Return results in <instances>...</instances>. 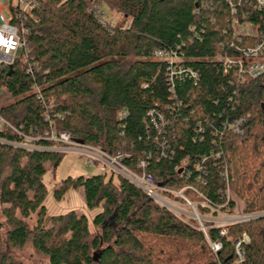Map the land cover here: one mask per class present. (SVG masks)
I'll list each match as a JSON object with an SVG mask.
<instances>
[{
  "label": "trees",
  "instance_id": "obj_1",
  "mask_svg": "<svg viewBox=\"0 0 264 264\" xmlns=\"http://www.w3.org/2000/svg\"><path fill=\"white\" fill-rule=\"evenodd\" d=\"M93 3L116 11L117 21L101 23ZM242 11L264 29V12L253 0H40L13 20L27 30L29 55L21 51L12 68L0 66V114L18 130L44 136L48 113L57 130L122 152L129 167L170 188L193 186L222 206L228 185V211L240 200L242 212H264V74L242 79L216 60L238 53L234 19L245 22ZM255 43L253 35L244 38L243 44ZM156 50L198 77L172 75L177 62L155 57ZM239 118L242 133L226 127ZM21 140L8 128L0 131V246L30 244L48 264H215L200 229L125 178L115 182L114 173L69 176L55 190L61 199L82 187L86 206L101 209L92 219L100 232L92 233L87 215L75 211L51 216L46 226L42 176L66 152L45 138L34 149ZM220 232L208 229L223 245L221 260H235L233 243L246 233L250 242L239 264H264V216ZM0 264L22 263L7 251Z\"/></svg>",
  "mask_w": 264,
  "mask_h": 264
},
{
  "label": "built area",
  "instance_id": "obj_2",
  "mask_svg": "<svg viewBox=\"0 0 264 264\" xmlns=\"http://www.w3.org/2000/svg\"><path fill=\"white\" fill-rule=\"evenodd\" d=\"M7 2L9 3L10 18H7L3 14L2 7L0 6V66H12L21 51L24 52L26 57L29 55V45L25 38L27 30L23 25L20 26L13 20L14 18L22 19L23 16L25 17L31 12L33 7L38 5L35 0H17L15 4H12V0H7ZM3 3L4 1L0 5ZM229 3L233 4V0H229ZM253 3L264 12V0H253ZM11 6H13V9L10 8ZM100 8L101 6L97 3H93L91 6V10L95 12L100 22L106 25V20H109V18ZM235 10L234 8V12ZM241 15L244 17L245 22H241L236 17L234 19V24L239 28L237 32L240 34L239 41H241L239 46L235 47V51L238 53L235 56L218 54L216 60L222 62L225 70L235 71L234 75L237 77L254 79L264 74V29L253 25L250 21L248 22L249 16L247 12L242 11ZM262 16L264 23V13ZM251 35L256 38V43L252 46L243 44L244 38ZM154 56L162 59L169 58L171 61L177 62L178 66L173 68L172 75L198 77L196 70L179 65V60H173L166 51L156 50ZM27 70L30 71L31 67L28 66ZM35 90L38 92L39 98H42L40 88L35 87ZM49 107H52V103H50ZM45 119L49 121V130L46 131L44 136H34L18 130L0 114V131L8 128L17 133L22 139L18 145L27 149H34L36 141L45 138L55 144L52 147L54 151L78 153L85 156L87 162L92 166L98 167L102 172L114 173L125 178L141 189L159 206L178 217L185 224L200 229L208 241L214 255L215 264H239L244 261L245 253L243 247L250 242V238L246 233L233 243L235 255L233 262H225L220 259L223 245L219 241L211 240L208 234L209 228L216 227L221 228V235H227L230 225L249 222L264 216V212L228 211L225 207L232 196L228 185L225 189V204L222 206L214 205L201 191L193 186L187 185L180 189L168 187L164 182L159 181L143 169L145 167L144 161H141L139 164L143 170L136 171L125 163V155L122 152L117 151L115 154H111L101 147L90 145L74 138L68 131L57 130L48 113L45 114ZM161 119L163 120V117ZM243 124L244 118L225 123L226 127L238 133L243 132ZM227 176V171L225 170L224 177L227 179ZM185 190L192 191L196 198L193 199L186 195Z\"/></svg>",
  "mask_w": 264,
  "mask_h": 264
},
{
  "label": "rangeland",
  "instance_id": "obj_3",
  "mask_svg": "<svg viewBox=\"0 0 264 264\" xmlns=\"http://www.w3.org/2000/svg\"><path fill=\"white\" fill-rule=\"evenodd\" d=\"M2 1H4V3L0 5L2 7V12L7 18H10L9 3L7 0H0V4ZM16 2L17 0H12V4H15ZM35 2L40 4V0H35ZM99 5L101 6L100 9H103V11L108 15L109 20L115 19L117 21L119 14L116 11L109 9L104 3H99ZM262 83L264 84V80ZM100 173L103 172L98 167L89 164L85 156L71 152H67L63 156L60 164L54 171L50 167V169H48L47 172L42 176V180L47 188V194L43 202L47 210V219L45 225H50V218L53 215L75 211L78 214L87 215L92 233L100 232L99 228L94 227L92 219L101 209H89L86 206L84 190L82 187L67 189L63 198L61 199L55 196V190L60 187L63 179L69 176H91ZM110 176L111 173L108 172L107 178ZM114 181H118L117 175L114 176ZM241 210L242 202L238 200L234 211L241 212ZM0 219H2V217H0ZM7 251L10 252L13 257L22 264H48V258L40 253H37L30 244L23 248L16 247L14 249H8L7 243L4 242L3 245L0 246V253Z\"/></svg>",
  "mask_w": 264,
  "mask_h": 264
},
{
  "label": "water",
  "instance_id": "obj_4",
  "mask_svg": "<svg viewBox=\"0 0 264 264\" xmlns=\"http://www.w3.org/2000/svg\"><path fill=\"white\" fill-rule=\"evenodd\" d=\"M10 68H12L11 66H9Z\"/></svg>",
  "mask_w": 264,
  "mask_h": 264
}]
</instances>
